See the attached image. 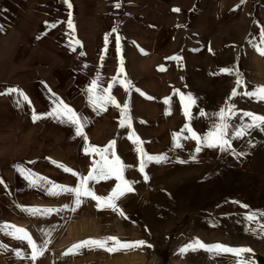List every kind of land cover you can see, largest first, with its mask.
Here are the masks:
<instances>
[{"label":"crops","instance_id":"obj_1","mask_svg":"<svg viewBox=\"0 0 264 264\" xmlns=\"http://www.w3.org/2000/svg\"><path fill=\"white\" fill-rule=\"evenodd\" d=\"M69 2L71 8L65 0H0V93L15 87L30 101L18 105V94H0V225L27 230L45 249L32 261L26 241L0 231V264H235L237 258L227 253L181 255L179 249L196 239L250 248L253 252L244 258L264 264V233L254 231L257 223L245 219L255 212L264 223L259 217L264 212V131L256 128L231 139L232 150L242 153L233 155L232 150L207 147L196 153V141L185 130L187 124L203 137L220 122V109L230 104L237 114L229 124L237 128L250 123L245 111L264 115V102L243 95L264 85V56L253 47L260 45L264 32V0ZM225 68L232 73L221 71ZM238 76L241 86L235 83ZM114 77L130 81L131 87L113 83ZM94 80L97 96L112 86L119 108L92 105L88 89ZM234 88L238 95L233 97ZM181 94L196 100L190 117L184 115ZM58 101L81 117L87 141L66 118L47 115ZM124 104L129 119L122 127ZM34 112L41 118L34 121ZM232 131L230 127L229 135ZM176 134L181 147L175 146ZM113 140L126 166L124 178L132 182L133 191L117 201L126 218L111 209L98 210L90 198H82L73 212L71 194L49 195L47 185L33 186L18 171L23 167L75 187L78 177L58 164L86 176L100 157L85 149H103ZM138 147L167 159L147 162L142 173ZM220 164L237 173L238 185L210 206H188V173L197 180L199 169ZM116 183L113 178L90 181L89 186L107 196ZM30 208L54 211L31 215L26 211ZM107 236L144 241L145 246L113 253L85 248L63 255L81 240Z\"/></svg>","mask_w":264,"mask_h":264},{"label":"snow or ice","instance_id":"obj_2","mask_svg":"<svg viewBox=\"0 0 264 264\" xmlns=\"http://www.w3.org/2000/svg\"><path fill=\"white\" fill-rule=\"evenodd\" d=\"M65 3L68 4V7L71 8L72 5L69 0H65ZM119 6V5H117ZM174 11H178V9H173ZM69 17H71V13H69ZM69 29L73 32L75 31V26L71 20V18L67 21ZM2 30V29H0ZM107 39V38H106ZM76 44H80V41H75ZM117 43H119V37H117ZM260 45H264V32L261 33L260 36ZM253 44V47L256 51L261 55L264 56V47ZM75 50V49H73ZM83 55V53H81ZM179 59V57H177ZM221 71L225 73H232V69H222ZM123 73V67L120 69V73ZM118 74V76H119ZM113 83H121L126 89L131 87L130 81H119L118 77L113 78ZM237 86H241L243 84L242 79L238 76L235 81ZM98 87L97 81L94 80L92 82L91 87L88 89L90 95V102L94 107H98L102 110H106V104H113L116 107H120V104L115 100V98L111 94V85L104 90L105 94L103 96L96 95V89ZM16 93L22 99H18L16 103L19 105L21 102H30L29 98L26 94H24L20 89L12 87L8 88L7 93H0V94H12ZM231 95L234 97L238 95L236 89L234 88ZM243 95L255 99L258 102H264V85L256 86L251 91L243 92ZM181 101L184 105V115L185 117L191 116V107L195 105L196 100L193 98L191 94H188L185 97L181 94ZM164 103H169V100L166 98ZM128 109V105H123V112H124V120L121 121V126L123 127L124 124L128 121L129 117L126 115ZM236 110L234 105H228L226 108H221L220 111L216 114L219 117V123L213 124V129L209 131L203 137L197 135L195 131L189 125H185V130L188 131L191 135L190 139L196 141V148L195 152L199 153L202 150V147L207 148H218L221 151H229L232 150L231 146V139H238L242 138L252 129L260 128L264 131V115L255 114L252 112H243L242 115L247 117L250 120V123L241 124L238 128L235 125L229 124V118L231 116H235ZM47 115L55 117L57 119L66 118V121L75 125L76 135L77 136H84L83 128L84 124L81 122V117L76 114V112L70 108L68 105L64 104L63 101H58L57 106L52 110V112L48 113ZM200 115L203 116L205 113L203 111L200 112ZM41 117L36 115L35 112L33 114V120H38ZM230 127L233 129L231 135H229ZM179 135L176 134V147H181L179 143ZM132 137H130L131 139ZM84 139L87 141V137L84 136ZM135 143L138 145L140 144L139 138H135ZM115 141H110L107 146L103 149L97 148L95 146H90L89 148L85 149L86 154L88 153H95L99 155L100 159L98 161H94L92 168L88 172L86 176H82L72 170L64 166L63 164H58V167H61L65 172L71 173L73 176L78 177V184L75 187H69L65 185L56 184L54 182H50L45 177L37 176L34 173L30 172L29 170L24 169L23 167H18V171L25 176L30 184L33 186L40 185L41 187H45V191L48 192L49 195H60L62 193L71 194L74 197L71 211L75 212L77 208L84 202L82 198H90L91 200L96 202V207L98 210L100 209H111L113 212L118 213L121 217H125V213L122 209H120L117 205V201L124 196L127 192L133 191L132 182L126 180L124 178V170L125 165L120 160V158L116 155L115 151ZM137 151L141 155V162H140V172H144L145 164L147 162H161L166 160L167 157L161 155L159 157L149 155L143 151L142 147H138ZM233 155H242V153H235L232 150ZM109 155H111V159H109ZM195 159V156H193ZM183 162V161H182ZM117 181L114 188H112L111 192L107 196H100L97 195L96 192L89 186V182H99L100 180H109L113 179ZM144 179L147 180V175L144 176ZM2 182V181H0ZM66 209L69 208V205L64 206ZM244 208H247V205H243ZM31 215L36 214H50L53 212V209H38V208H30L26 209ZM259 217H264V212L259 213ZM126 218V217H125ZM245 219L249 222H256L257 228L254 231H258L259 233H264V223L258 222V215L255 212H250L248 215L245 216ZM252 230V229H250ZM0 231L5 232V234L12 236L15 239L26 241L28 246L31 248V257L32 261H36L39 257L44 255V247L38 246L36 242L32 239L31 235L27 232V230L23 228L16 227L15 225L10 224H3L0 225ZM47 243V242H45ZM145 246L144 241H122L120 238L115 236H107L104 238H88L81 240L75 244H73L67 251L63 253L64 256L68 255H76L79 253L81 249H103L109 253L119 252V251H127L130 249L141 248ZM147 247H151V245H147ZM197 250H204L207 252H212L216 254H232L237 259L235 264H255L254 260L244 258L245 253H252L253 250L250 248H232L222 244H214V245H207L201 242L199 239L194 240L192 243H189L179 249L181 255L189 252V251H197ZM17 256L20 255L19 252L16 253Z\"/></svg>","mask_w":264,"mask_h":264},{"label":"rangeland","instance_id":"obj_3","mask_svg":"<svg viewBox=\"0 0 264 264\" xmlns=\"http://www.w3.org/2000/svg\"><path fill=\"white\" fill-rule=\"evenodd\" d=\"M236 174L222 164L213 168L199 169L197 180L194 179L195 173H188L186 182L188 206L205 207L225 199L230 190L238 185L237 182H234Z\"/></svg>","mask_w":264,"mask_h":264}]
</instances>
